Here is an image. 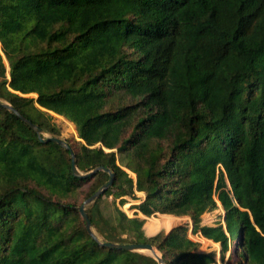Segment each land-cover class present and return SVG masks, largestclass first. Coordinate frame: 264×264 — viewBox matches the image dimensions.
<instances>
[{"label":"trees","instance_id":"1","mask_svg":"<svg viewBox=\"0 0 264 264\" xmlns=\"http://www.w3.org/2000/svg\"><path fill=\"white\" fill-rule=\"evenodd\" d=\"M0 44V102L45 137L62 139L51 113L72 122L79 170L115 174L86 208L102 242L218 264L186 226L147 237L120 207L143 192L154 224L190 217L223 262L264 264V0H0ZM109 179L75 176L69 150L0 104V264L143 263L82 219ZM219 203L223 223L203 224Z\"/></svg>","mask_w":264,"mask_h":264},{"label":"rangeland","instance_id":"2","mask_svg":"<svg viewBox=\"0 0 264 264\" xmlns=\"http://www.w3.org/2000/svg\"><path fill=\"white\" fill-rule=\"evenodd\" d=\"M0 53L3 56V62L6 65V67L9 70V63L8 60L5 56V54H3L2 52V46L0 44ZM7 76H9V73H7ZM0 77H1V65H0ZM33 97H37L36 95H31ZM54 118H53V122L59 126L60 130H61V137L63 140H68L71 141L73 139H78V134H77V130H76V126L66 120L64 117L62 116H56L54 113H51ZM46 136H50L49 134H46ZM133 177L136 179V175H133ZM109 200H112L111 196L109 197ZM134 203H138L137 201H132L130 198H127L126 204H124L123 206L120 205L121 209L129 216V217H134V212H135V208L134 206H131ZM119 205V204H118ZM219 207L211 212H207L204 214L203 216V224H207V225H211V226H216L218 224H220V222L223 223V216L225 214L224 210L222 209L221 204H218ZM161 215H163L162 213H158V214H154L151 217H148V219L146 220V223L144 225V231L147 237H150V234L147 233L146 227H158L161 228L164 226L163 229H169L168 231H170L173 228H176L178 226H186L188 228V233L191 239H193L194 241H197L200 243V247H199V252H204V253H208V252H215L216 253V258L218 261V264H227V261L231 255L230 251L226 254L225 257V261L223 262L222 258H221V250L222 247L219 243H215L211 240H206L204 239V237L200 234V233H194L193 232V223L190 217L186 218H179L177 221H166L162 222V223H153L152 217H161ZM160 232V231H159ZM158 232V233H159ZM157 234V233H156ZM155 234V235H156ZM4 250V245L2 244V241L0 240V255L2 254V251ZM147 255V258L144 260L143 263L141 264H158L157 260L150 254L148 253H144Z\"/></svg>","mask_w":264,"mask_h":264},{"label":"water","instance_id":"3","mask_svg":"<svg viewBox=\"0 0 264 264\" xmlns=\"http://www.w3.org/2000/svg\"><path fill=\"white\" fill-rule=\"evenodd\" d=\"M0 104L6 108L12 110L13 112H15V114L17 116H19L24 122H26L31 128H33L35 130V132L38 134L40 142L46 143L48 141H53V142L60 144L65 149L69 150L71 152V156H72V168H73V173L75 176L80 177V178H87V177L93 176L98 171H106L109 173V175H110L109 181L106 184H104L96 193H94L92 196L87 198L79 208L80 214L82 216L83 221L85 222V225H86L88 232L93 236V238L96 241H98L102 245L112 247V248L148 253V254L152 255L157 260L158 264H165L162 254L152 244H149V243L115 244V243H109V242H102L99 239V237L97 236V234L95 233V230L93 228V224L89 218V215L87 213L86 208H87V206L92 204L96 199H98L100 196L105 194V192L112 186V184L114 182L115 174L110 169H108L104 166H99V167H97V168H95V169H93L87 173H82L77 166L75 156L71 150L70 145L65 140L57 138V137H52V136H46L45 137L43 134V131L41 130V128L39 126H37L35 123H33L28 118L24 117L11 104H9L7 102H0ZM221 206H222V204H221ZM222 209L224 210L223 206H222Z\"/></svg>","mask_w":264,"mask_h":264},{"label":"crops","instance_id":"4","mask_svg":"<svg viewBox=\"0 0 264 264\" xmlns=\"http://www.w3.org/2000/svg\"><path fill=\"white\" fill-rule=\"evenodd\" d=\"M137 196H138V199H132L131 197H126V200H127V198H130L132 201H137L138 203H134V204H132L131 206H135V205H139L142 201H144V199H145V197H146V195H145V193H143V192H137ZM135 210V212H134V215H135V213H138V216L139 217H142V218H144V219H148V217H146V216H144L138 209H134ZM159 212H156L155 214H158ZM173 216V215H172ZM179 218H183V217H177V216H174L173 217V219L175 220V221H177ZM186 218H188V217H186ZM172 219V218H171ZM174 221V222H175ZM164 228V226L163 227H161L160 229H159V231H161L162 229ZM164 230H166V231H168L169 229H164ZM158 231V232H159ZM157 232V233H158ZM156 233H154V234H151L150 235V237L151 236H154Z\"/></svg>","mask_w":264,"mask_h":264}]
</instances>
